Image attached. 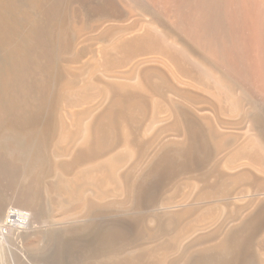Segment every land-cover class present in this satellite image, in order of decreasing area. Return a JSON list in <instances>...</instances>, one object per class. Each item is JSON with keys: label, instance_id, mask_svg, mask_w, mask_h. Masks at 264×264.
I'll list each match as a JSON object with an SVG mask.
<instances>
[{"label": "bare ground", "instance_id": "obj_1", "mask_svg": "<svg viewBox=\"0 0 264 264\" xmlns=\"http://www.w3.org/2000/svg\"><path fill=\"white\" fill-rule=\"evenodd\" d=\"M142 6L151 12L157 7L175 28L203 46L228 77L264 93V0H0V194L9 195L0 196V250L14 246L15 254L29 257L34 252L21 244L50 231L51 254L43 264H77L105 247L107 258L100 264H239L242 250L264 228V200L254 197L249 204L245 201V208L239 203L243 211L234 227L190 239L211 220L232 215L236 207L228 210L223 201L238 187L248 189L256 182L264 190V177L254 178L264 176V167L254 162L249 167L254 171L247 164L241 170L242 162L232 166L224 158L240 137L232 136H238V129L223 132H228L220 117L223 93L218 97L210 92L212 110L199 102L202 109L196 115L188 107L195 98L191 91L188 95L192 83L184 94L182 84L181 93L176 92V85L166 81L168 74L147 55L139 56L128 74L123 70L122 77L117 76L119 69H107L112 58L135 56L159 34L181 47L159 19L138 20L136 13L131 24L120 23ZM82 45L90 47L84 50L91 57L79 63ZM192 58L215 82H226L225 75ZM222 85L233 98L229 108L242 117L248 145L264 150L262 123L243 92L231 83ZM227 140L232 142L229 149ZM182 175L191 176L193 203L183 207L179 200L176 204L182 207L173 213L153 215L156 204L165 207L171 195L175 200L177 191L168 189ZM20 182L30 202L14 195ZM13 204L24 205L30 215H10Z\"/></svg>", "mask_w": 264, "mask_h": 264}, {"label": "rangeland", "instance_id": "obj_2", "mask_svg": "<svg viewBox=\"0 0 264 264\" xmlns=\"http://www.w3.org/2000/svg\"><path fill=\"white\" fill-rule=\"evenodd\" d=\"M142 9H140V8H137V9H135L134 11H133V13H131V16L129 17V18H134L135 16H132V14L133 15H135L136 13H138L137 15H136V19H138V20H142V19H146L148 16H149V18L150 19H154V20H158L159 19V24L163 27V29L167 32V33H169L170 35H173L174 36V38L175 39H177L178 41H179V43L181 44V47H183L186 51H188V52H185V50H183L180 46H175L173 43H171L170 42V40H168L166 37H164L163 35H161L160 36V34L158 35V37L159 38H155V36H153L152 38H150V40L148 41V42H146L144 45L145 46H143V47H145V48H140V50H143V51H139L135 56H131V58L129 57V58H123L122 56L120 57V56H117V57H115V58H112V60L110 61V62H108L107 64H106V67H107V69L108 70H113V69H116V71H117V76H118V74H120L119 76H121L122 74H123V72L125 71L127 74L129 73V71L131 70V68H133V65L136 63V61H138V59H139V56H140V59H142L141 57H143V59L144 58H147V56L149 57V58H151V59H154V60H156L157 61V63L156 64H158V65H156L158 68H159V70L160 71H162V73H163V71H164V74H168V76H166L167 77V79H169V80H167L166 78V81H167V83L169 82V84H171L172 82L176 85V87H173L175 90H177L176 92H178V93H181V91H182V94H184V92H183V90L185 91V90H187V89H191V87H193L194 86V88H192L191 90H188V95H190L191 93H192V97L193 96H195V98H194V101H193V98H192V104L189 102V105H188V107L191 109V110H195V111H193V112H195L196 113V115H198V110L199 109H202V108H199L200 106V103H201V107H203V108H206V109H209L210 108V110H212V100H211V93L212 94H217V96L219 97L220 96V94L221 93H223V94H221V96L219 97V103H220V107L223 109V113L221 114L222 116H220V117H222V119H224V120H222V122H224V121H226V125L224 124V126H226V127H224V129L223 130H225V129H227L228 130V132L225 130V131H223V132H225V133H227V134H232V133H238V136H234L233 134H232V136L235 138V139H237V137H240V138H238L237 140H238V143L240 142V144H242V143H245V144H242V149L240 150L239 149V147L241 146V145H239L238 146V143H237V140L235 141V140H233L234 138H231V140L232 141H235V142H233V143H236L237 145H235L234 144V146H236V148H234V146H233V144H231V148H233V149H230L231 151H230V153H229V150H227V151H224V155L226 156V154L227 153H229V154H231V156H229V154H227V156L225 157L224 156V158L226 159V158H228L229 160H230V164L233 166V165H235L236 164V166L238 165V162H242L243 163V161L245 162V164L243 163H241V164H239L238 165V169H241V170H243V169H245L246 167H245V165L247 164V170L249 169L250 171H254V169H250L249 167L251 166V164H253L254 162H258L262 167H264V150H262V149H259L258 150V148H256L255 146H253L251 143L248 145V143H247V137L245 136V134H243L242 135V133H246V127H245V129L243 130V128H244V126H245V124L243 123V120H242V117L240 116V113H238V111L237 110H233V109H230L229 107H232L231 105H230V103H231V100L233 99L232 98V95H231V93L228 91V90H226V86L225 85H222V84H230L231 83V85H233L234 86V88H235V91H238L241 95H242V92H243V95H242V97L245 99V101L248 103V105L250 106V107H252L253 108V110H254V114H255V116H256V118L262 123V126H263V136H264V93L262 94V93H257L256 94V91L253 89V88H251L250 86H248V82L247 81H244V83H246V85H244L243 84V81H240V80H238V81H240L239 82V84H238V81L235 79V78H233L232 76H230V77H228L227 75H226V73L227 72H224V71H226L225 69H224V67L222 66L221 67V65H219V63L218 62H215L214 63V61L212 60V59H210V57H209V55H208V53H207V51H206V49L203 47V46H201L200 44H195L192 40H190L187 36H186V34L182 31V30H178V27H176L175 28V25H173V24H171L170 23V21L168 20V18L166 17V15H164L163 13H161L158 9H157V7L156 8H154L152 11L153 12H151V9H149L148 7H146L145 6V8H146V11L147 10H149L150 11V13L147 11H144L145 10V8L143 9V6L141 7ZM139 12H138V11ZM158 11V12H156V11ZM155 11V12H154ZM135 12V13H134ZM154 13V14H153ZM155 13H158V14H155ZM144 14V15H143ZM150 14V15H149ZM141 15H142V17H141ZM127 18L128 17H126V20L124 21V19L123 20H121V22L120 23H122L123 25H126V23L127 24H131L132 23V21L133 20H135V18L133 19L132 18V20L131 19H129L128 18V20H127ZM149 18H147V19H149ZM126 22V23H125ZM130 22V23H129ZM125 23V24H124ZM164 24V25H163ZM169 30H171V32L169 31ZM181 31L183 32L182 34H181ZM90 36L92 35L93 36V34L91 33V34H89ZM180 36V37H179ZM187 37V38H186ZM155 39V40H154ZM189 39V40H188ZM154 41H155V43H154ZM95 42V41H94ZM216 43H217V41H216ZM95 44V47H96V49L95 50H97V47H98V44L97 43H94ZM147 44V45H146ZM159 46H158V45ZM164 44V45H163ZM92 45V50H93V44H91ZM90 45V46H91ZM162 45H163V49H162ZM83 46V45H82ZM196 48H195V47ZM201 46V47H200ZM86 49H85V48ZM94 47V48H95ZM155 47H157V48H155ZM218 47H220V46H218ZM218 47L216 48L217 50H218ZM88 47H86V46H83L82 47V50H81V52H80V54L81 55H79V57H78V61H79V63H80V60H82V61H85L86 60V62H87V59H90V57H91V53L90 54H88L87 52L90 50L89 48L87 49ZM203 48V49H202ZM221 49H222V47H220ZM219 48V52H221L220 49ZM87 51H85V50ZM159 49V50H158ZM91 50V51H92ZM153 50V51H152ZM164 50V51H163ZM167 50V51H166ZM85 51V52H84ZM90 51V52H91ZM145 51V52H144ZM157 51V52H156ZM207 53H205V52ZM153 52V53H152ZM162 52V53H161ZM173 52V53H172ZM85 53V54H84ZM155 53V54H154ZM170 53V54H169ZM143 54V55H142ZM163 54L165 55L164 57H163ZM173 56H172V55ZM147 55V56H146ZM162 55V58L160 57ZM168 55V56H167ZM171 55V56H170ZM207 55V56H206ZM87 56L89 57V58H87ZM151 56V57H150ZM154 56V57H153ZM192 56H195V57H197L200 61H201V63H203V64H206V65H210L212 68H213V70L214 71H216V72H218V74H222V76L223 75H225V77H224V79L226 80V82H221V84H220V82L219 83H217L218 81H214L213 79H212V77H211V75L209 74V73H207L204 69H202L201 68V66H199V65H197L196 63H194V59L192 58ZM156 57H160L161 59H159V58H156ZM81 58V59H80ZM156 58V59H155ZM167 58V59H166ZM169 58V59H168ZM176 58H177V60H179V61H177V63H176V61H175V63L173 64V60L172 59H174V60H176ZM85 59V60H84ZM120 59H121V61H120ZM126 59V60H125ZM129 59H131V60H129ZM133 59H134V61H133ZM187 59H188V61H187ZM127 60H129V61H127ZM125 61V62H124ZM131 61H133L131 64V66H130V62ZM159 61V62H158ZM171 61V62H170ZM113 62H115V64H113ZM160 62H163L164 64H162V63H160ZM83 63V62H82ZM85 63V62H84ZM124 63V64H123ZM134 63V64H133ZM171 63V64H170ZM177 64H178V66H177ZM219 66H218V65ZM128 66V67H127ZM161 66V67H160ZM182 67V69H184L183 71H181V68L180 69H178L179 67ZM129 68V69H127V68ZM177 67V68H176ZM186 69H185V68ZM121 68V69H120ZM126 68V69H125ZM167 68V69H166ZM221 68V69H220ZM224 69V70H223ZM124 70V71H123ZM127 70V71H126ZM129 70V71H128ZM110 71V72H111ZM119 71H121V72H119ZM168 71V72H167ZM185 71H187V72H185ZM113 72V71H112ZM119 72V73H118ZM124 72V74H126ZM167 72V73H166ZM116 72L114 71V75H116L115 74ZM191 73V74H190ZM194 73H196V74H194ZM123 74V75H124ZM180 76H179V75ZM193 74V75H192ZM229 74V73H228ZM113 75V74H112ZM186 75H188V77L186 76ZM191 75V76H190ZM178 76V77H177ZM196 77V82H195V78L194 77ZM122 77V76H121ZM171 78V80H170V78ZM181 78H184V79H181ZM193 78H194V80H193ZM230 79V80H229ZM185 80V81H184ZM189 80V81H188ZM177 81V82H176ZM187 81V82H186ZM194 81V82H193ZM180 82V83H179ZM182 82V83H181ZM189 82H191L192 83V85L193 86H191V83H189ZM203 82V83H202ZM230 82V83H229ZM166 83V84H167ZM172 83V84H173ZM178 85H177V84ZM234 83V84H233ZM180 84H182V85H180ZM190 84V85H189ZM197 86H196V85ZM204 84V85H203ZM210 84V85H209ZM219 84V85H218ZM243 84V85H242ZM251 84V83H250ZM242 85V86H241ZM181 86H182V88L184 87H186L185 89L183 88H181ZM189 86H190V88H189ZM225 86V87H224ZM206 89H205V88ZM213 87V88H212ZM237 87H240V88H237ZM243 87H245V88H243ZM250 87V88H249ZM180 88V89H179ZM198 88V89H197ZM208 88V89H207ZM182 89V90H181ZM214 89V90H213ZM245 89V90H244ZM247 89V90H246ZM181 90V91H180ZM193 90V91H192ZM195 90H197V91H195ZM206 90V91H205ZM209 90V91H208ZM240 90V91H239ZM190 91H191V93H190ZM195 91V92H194ZM205 91V92H204ZM225 91V92H224ZM187 92V91H186ZM211 92V93H210ZM246 92H248L247 94H245ZM258 92V91H257ZM202 93V94H201ZM205 95H204V94ZM193 94H196V95H193ZM198 94V95H197ZM215 94V95H216ZM260 94V95H259ZM186 95H187V93H186ZM245 95V96H244ZM190 96V97H191ZM197 96V97H196ZM199 96V97H198ZM225 96V97H224ZM208 97V98H207ZM197 98V99H196ZM200 98H202L201 99V101L199 100ZM222 98V99H221ZM230 98H232L231 100H230ZM196 99V100H195ZM204 99H206V100H208V101H210V102H208V101H206L207 102V104L208 105H206V102H203L204 101ZM226 99L228 100V101H226ZM246 99H248V100H246ZM94 99H92V100H89V102H92L93 104H94V102L95 101H93ZM196 101V102H195ZM198 101V102H197ZM249 101V102H248ZM200 102V103H199ZM203 102V103H202ZM197 105H196V104ZM199 103V104H198ZM225 103V104H224ZM253 103V104H252ZM193 105V107L191 106V105ZM202 104H203V106H202ZM195 105V106H194ZM228 105V107H226ZM230 105V106H229ZM199 106V107H198ZM205 106V107H204ZM206 106H208V108L206 107ZM211 106V107H210ZM196 108V109H195ZM227 111V112H226ZM236 112V113H235ZM235 114V115H234ZM230 115H232V116H230ZM229 116V117H228ZM223 117H225V118H223ZM228 118H229V120H228ZM234 118V119H233ZM238 118V119H237ZM227 120L228 121H230V120H233V121H230V122H233V123H235V125H240V124H242V125H240V127L239 128H235L234 126L235 125H233V124H231L230 125V122L228 123L227 122ZM42 122V121H41ZM238 122V123H237ZM239 122H240V124H239ZM243 124H244V126H243ZM231 128V129H229V127ZM237 126V127H238ZM242 126H243V128H242ZM25 127H28V128H30V126L28 125V126H26L25 125ZM233 127H234V129H233ZM241 128V129H240ZM30 129H32V127L30 128ZM236 129H238V130H241L242 132H238V130H236ZM233 130H236V132H234ZM233 131V132H232ZM240 133V134H239ZM242 136H244V139L246 138V142H244L243 141V139H241V138H243ZM228 140H230V139H228ZM226 141V143L228 142L229 143V145H228V143H227V145H225L226 147L225 148H227L228 146H229V148H230V143H232V142H229V141ZM239 140H241V141H239ZM253 146V147H252ZM238 147V148H237ZM250 149H249V148ZM224 148V150H226ZM229 148H227V149H229ZM244 148V149H243ZM247 148V149H246ZM239 149V150H238ZM250 151H249V150ZM258 150V151H257ZM263 152V153H261V151ZM239 151V153H237ZM227 152V153H226ZM244 153V154H243ZM254 153V154H253ZM261 153V154H260ZM239 155V156H238ZM238 156V157H237ZM261 157V158H260ZM241 159V160H240ZM244 165V166H243ZM235 166V167H236ZM252 167V166H251ZM246 170V169H245ZM248 170V171H249ZM258 174V173H257ZM262 173H259L257 176L256 175H254V178H259V179H261L262 177H264V176H260ZM263 175V174H262ZM191 176H189V178H188V175H182L181 176V178L179 177L178 178V181L180 180V179H182V180H180V181H183L182 183V185H180L181 183H180V181L179 182H177V181H175L174 183H176V184H178V185H180V186H176V184H172L173 186H171V187H174V186H176V188H172L173 190H170L171 189V187H170V189H168L169 191L168 192H170V193H173V191L175 190V194H173L175 197V200L173 199V197H172V195H171V198H169L171 201H172V203H173V200H174V203L172 204L171 203V201H169L170 202V204L168 205H166L165 207H164V205L163 204H156V206H158L156 209H154L153 208V210H152V214L153 215H156L157 217H159V218H161V216L162 215H164V214H166V213H173V211L174 210H178L179 209V206L180 205H182L183 207H185V206H188L189 204H192L193 203V200H192V197H191V194L189 193V190H190V181H191ZM189 179V180H188ZM264 178H262V180H263ZM264 181V180H263ZM262 181V182H263ZM180 183V184H179ZM256 183V182H255ZM255 183L253 184V183H251L250 185L252 186L251 188H243V189H245L244 191L246 192H244L243 191V189L241 190V188L242 187H238V188H240V189H235V192L233 191L232 192V195H231V193H228V194H230L229 196H230V198L226 195V197H228L227 199H225L224 201H223V203H225L226 202V205H227V207L229 208L228 210H234L235 208L234 207H236V211L234 210L233 211V213H232V215L231 216H223V217H220V220H219V218H215L214 219V221L213 220H211L212 222L211 223H208V224H206V225H204V226H202V227H200L198 230H196V232L195 233H193L192 235H193V237H192V235H191V237H190V239H194V238H198V236L200 237V236H203V235H206V234H208V232L209 233H211L212 231H225V229L227 230V229H229V227L231 228L233 225L235 226L237 223H238V221H239V219H240V217L238 216V215H240L241 216V212L243 211H241V208H240V206L242 207L243 205V207L242 208H245V207H247L248 205L247 204H249L252 200H255V198L256 199H263L264 200V190L262 189V187L261 186H258V185H255ZM264 184V183H263ZM250 185L248 186V187H250ZM260 187L259 189H261V191H259V193H257L256 191H258L259 189H257V187ZM22 187H23V183L22 182H20V183H18L17 185H15V187H14V195H16V198H20L21 200H23L24 199V201H28V202H30V199L29 198H27V196L26 195H24V193L22 192ZM254 187V188H253ZM256 187V188H255ZM255 189V190H254ZM251 191V193L252 194H250V193H248L247 191ZM253 190V191H252ZM180 191V192H179ZM238 191H241V192H238ZM249 191V192H250ZM263 191V192H262ZM20 192H21V194H20ZM179 192V193H178ZM260 192H262V193H260ZM178 193V194H177ZM187 193H189V194H187ZM234 193V194H233ZM235 193H236V195L239 193V196L237 197L236 195H235ZM13 194V193H12ZM169 196H170V194L169 193H167ZM167 194H165L164 196H166ZM258 196H257V195ZM178 195V196H177ZM187 195H190V196H187ZM235 196L234 198L237 200V202L235 203V202H233V200L232 199H234V198H232V196ZM0 196L3 198V199H7L8 198V194L6 193V192H1V194H0ZM164 196L162 197L163 199H164ZM263 196V197H262ZM178 197V198H177ZM184 197H186V199L184 198ZM189 197H191V198H189V200H188V198ZM225 197V198H226ZM253 197V198H252ZM255 197V198H254ZM261 197V198H260ZM167 197H165V199H166ZM183 198H184V200H183ZM247 198V199H246ZM161 200V201H164V200ZM229 199V200H228ZM234 199V200H235ZM251 199V201L249 202V200ZM180 200V202H178ZM182 200L184 201V204L185 205H183V202H182ZM185 200H186V202H185ZM229 201V202H228ZM232 201V202H231ZM239 201V202H238ZM241 201L244 203L243 205H240V204H242L241 203ZM245 201L247 202V204L245 203ZM176 203H180V205L178 206V204H176ZM188 203V204H187ZM238 203V204H237ZM240 203V204H239ZM172 204V205H171ZM161 205V206H160ZM162 205H163V207H162ZM171 205V206H170ZM177 205V206H176ZM232 205H234V206H232ZM239 205V206H238ZM24 205H22L21 206V204H16V206H15V204H13L12 206H10V208H9V213H10V215L12 214L13 216L14 215H25V214H29L30 215V210L28 209V208H25V206L23 207ZM182 206H180V208L182 207ZM238 206V207H237ZM175 207V208H174ZM170 210H172V211H170ZM167 209V210H166ZM239 209V210H238ZM161 210V211H160ZM166 210V211H165ZM155 211V212H154ZM165 212V213H164ZM237 214V215H236ZM234 215V216H233ZM232 216L234 217V218H232ZM239 219H238V218ZM222 218V219H221ZM226 218V219H225ZM230 218V219H229ZM52 220L50 221V222H52L53 220H55L56 218H51ZM229 219V220H228ZM219 222H218V221ZM222 220V221H221ZM226 220V221H225ZM217 221V222H216ZM233 221V222H232ZM71 223H76L77 221L75 220V221H70ZM214 222V223H213ZM229 222V223H228ZM217 224V225H216ZM0 225H1V222H0ZM219 225H220V227H219ZM209 226H210V228H209ZM233 226V227H234ZM52 227V226H51ZM204 227V228H203ZM202 228V232H200L199 230ZM219 228V229H218ZM209 231H208V230ZM262 230H264V228L262 229ZM261 230V231H262ZM206 233H205V232ZM260 231V233H258L255 237H254V239H253V243H251L250 244V247H248V248H245V249H243L242 250V254H241V258H240V262H239V264H264V232H261ZM201 234H200V233ZM48 233H50V231H48L47 233H45V231H43V232H41V233H38L35 237H33V238H31L30 240H28L27 242H23L22 244H21V246H22V248L23 249H27V250H29V251H31V252H34L33 254L31 253V256H29V257H26V256H24V258H23V256L22 255H17V254H15V252H13L14 250H15V247L14 246H12V248H11V246L8 248V249H6L5 250V252L4 251H2V250H0V264H43V262L45 261V260H47V255H49V254H51V253H49V246H48V241H47V237H48ZM88 233V232H87ZM86 233V234H87ZM205 233V234H204ZM198 234V235H197ZM40 235V236H39ZM39 236V237H38ZM45 237V238H44ZM45 239V240H44ZM40 240V241H39ZM189 241H191V240H189ZM36 242V243H35ZM42 242H44V243H42ZM188 242V241H187ZM38 243V244H37ZM47 243V244H46ZM27 244V245H26ZM28 245H29V247H28ZM37 245V246H36ZM42 245V246H41ZM38 246H40V250H38V251H36L37 250V248H39ZM133 246H135V249H139V250H142L144 247L143 246H140V245H138V244H134ZM14 248V249H13ZM48 250H47V249ZM31 249V250H30ZM107 248L105 247V251H104V249H103V251H104V254H102L103 253V251L102 252H99L100 250H102L101 248L100 249H95L94 250V253H97V255L96 254H91L90 255V258H89V260H81V262H79V263H77V264H91V262H95L94 264H100L105 258L104 257H106L107 255L105 254L106 252L108 253V251L109 250H106ZM133 249V248H132ZM97 251V252H96ZM130 251H132L131 249L130 250H127V251H125L126 253H128V252H130ZM2 252V253H1ZM124 251H123V253H120V255L119 256H124L126 253H125ZM45 254V255H44ZM100 254V255H99ZM103 255V258H102V255ZM122 254V255H121ZM6 255V256H5ZM95 255V257L96 258H94L93 256ZM99 255V256H98ZM33 256V257H32ZM95 259V260H93L92 259V257ZM246 257V258H245ZM107 258V257H106ZM41 259V260H40ZM87 261V262H86ZM89 261H91V262H89ZM261 261V262H260ZM63 264L65 263H67V262H62ZM69 264V263H68ZM73 264H75V263H73ZM93 264V263H92Z\"/></svg>", "mask_w": 264, "mask_h": 264}, {"label": "built area", "instance_id": "obj_3", "mask_svg": "<svg viewBox=\"0 0 264 264\" xmlns=\"http://www.w3.org/2000/svg\"><path fill=\"white\" fill-rule=\"evenodd\" d=\"M3 232V228L2 226L0 225V234Z\"/></svg>", "mask_w": 264, "mask_h": 264}]
</instances>
